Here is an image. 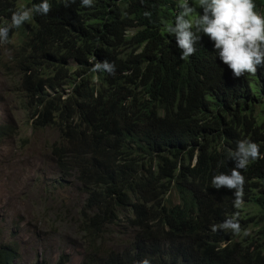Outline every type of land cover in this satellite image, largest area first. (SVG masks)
Here are the masks:
<instances>
[{"label": "trees", "instance_id": "16d2710c", "mask_svg": "<svg viewBox=\"0 0 264 264\" xmlns=\"http://www.w3.org/2000/svg\"><path fill=\"white\" fill-rule=\"evenodd\" d=\"M39 2L0 0V25ZM255 2L264 13V0ZM50 3L47 15L12 29L0 54L10 48L31 126L57 134L50 157L85 194L80 264H264V159L241 169L240 207L235 190L212 185L235 166L229 150L239 140L264 153V67L234 77L204 34L180 59L165 32L177 0ZM103 60L114 75L92 71ZM233 216L238 234L220 227ZM119 227L133 234L127 245L100 252L105 236L119 240ZM18 259L15 244L0 245V264Z\"/></svg>", "mask_w": 264, "mask_h": 264}, {"label": "rangeland", "instance_id": "374dc122", "mask_svg": "<svg viewBox=\"0 0 264 264\" xmlns=\"http://www.w3.org/2000/svg\"><path fill=\"white\" fill-rule=\"evenodd\" d=\"M9 49L2 48L0 54V245L17 246L16 264L43 259L54 264L60 258L66 264H80L89 246L80 229L85 194L50 157L57 134L31 126ZM126 232L119 227V240L105 236L99 251L127 245L133 234L127 238Z\"/></svg>", "mask_w": 264, "mask_h": 264}, {"label": "clouds", "instance_id": "9594fccd", "mask_svg": "<svg viewBox=\"0 0 264 264\" xmlns=\"http://www.w3.org/2000/svg\"><path fill=\"white\" fill-rule=\"evenodd\" d=\"M75 3V0H71ZM95 0H80L83 7H92ZM66 6H70L66 0ZM202 9V13L197 11ZM52 9L50 0H40L31 7L14 11L10 23L0 25V44H7L12 29L21 28L34 15H47ZM146 15L150 13L146 12ZM165 32L174 37L181 50L180 59H188L197 51L196 44L201 34L207 35L216 55L228 66L234 77L257 73L264 67V13L257 10L255 0H177V11L173 21L166 25ZM170 42V41H169ZM92 71L115 74L116 66L108 60L97 61ZM261 144L245 138L237 142L234 150H229V159L234 167L229 173H219L212 177L216 189L225 187L235 190L234 205L240 207L244 201L245 176L241 169L257 160L264 159ZM50 149V148H49ZM221 228L240 233L239 220L233 216L226 219ZM215 230V228H214ZM138 264H151L144 258Z\"/></svg>", "mask_w": 264, "mask_h": 264}]
</instances>
